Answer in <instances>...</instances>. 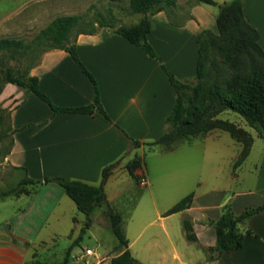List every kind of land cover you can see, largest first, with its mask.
I'll use <instances>...</instances> for the list:
<instances>
[{
    "label": "crops",
    "instance_id": "obj_1",
    "mask_svg": "<svg viewBox=\"0 0 264 264\" xmlns=\"http://www.w3.org/2000/svg\"><path fill=\"white\" fill-rule=\"evenodd\" d=\"M240 1L264 53V0ZM216 14L215 5L194 1L183 19L164 10L149 15L146 40L160 63L108 26L74 36L76 58L95 80L99 102L111 123L94 113H54L34 93L5 84V90L14 89L19 98L9 113L11 144L4 161L14 173L22 172L19 179L58 176L97 185L101 169L111 165L103 184L110 206L119 193L115 186L119 182L128 186L132 178L125 165L134 156L141 159L134 174H143L146 183L141 187L146 189L132 206L126 227L120 218L126 249L141 264H264V209L237 223L241 234L237 249L206 251L216 242L210 222L219 218L224 205L237 215L264 203L262 137L249 132L250 148L235 167L232 165L241 144L219 129L186 141L197 140L199 146L185 153L184 163L155 164L154 169L161 170L159 175L147 170L143 161L145 147L148 153L156 147L167 152L178 145L167 149L149 145L163 134L174 103L175 93L165 70L179 81L194 76L196 38L201 30L216 33ZM29 75L36 77L38 89L55 106L77 107L92 101L90 79L63 49L42 52ZM113 124L140 144L133 146ZM217 131L227 133L237 143L231 152L219 146ZM188 193L192 196L187 208L164 215ZM4 199L15 204L0 217V264H25L37 258L39 247L46 246L54 236L68 239L78 226V210L54 183H26L17 195ZM184 220L190 223L193 240L185 236Z\"/></svg>",
    "mask_w": 264,
    "mask_h": 264
},
{
    "label": "trees",
    "instance_id": "obj_2",
    "mask_svg": "<svg viewBox=\"0 0 264 264\" xmlns=\"http://www.w3.org/2000/svg\"><path fill=\"white\" fill-rule=\"evenodd\" d=\"M194 1L215 5L217 7L215 25L217 37L222 39L221 51L224 60L229 66L236 68L242 62L238 55H246L249 67L248 74L246 77L242 78L241 81L237 82L234 87L230 86L225 92L220 91L217 85L212 83L206 90V102L200 105L188 102V107L185 109L183 105L184 86L182 81L177 80L171 73L165 70L169 84L175 93L174 103L170 113L165 119L166 128L163 134L155 141L150 142L149 145L158 144L166 149L171 148L181 139L189 141V139L196 135L203 134L211 128H216L226 131L230 137L241 144L240 153L232 165V167H235L247 155L251 144V136L248 132L237 127L235 124L226 120L215 119L214 117L224 110L235 112L243 118L248 127L252 128L258 136L264 139V53L256 43L257 34L248 24L242 12L240 0H230L221 3H216L213 0ZM173 2L174 0H128L129 10L132 13L143 14L144 18L133 26L120 25L113 30L122 35L130 43L139 46L149 58L160 63L159 57L155 54L151 45L146 40V35L150 30L148 17L149 15L163 10ZM76 22V15L56 16L39 31L37 36V39H39L37 41L39 42V40H42L41 42L46 45V48H44L42 52L50 49H63L70 54L92 83L93 97L91 103L77 107H60L53 105L48 97L38 89L36 77L29 75L28 70L38 63L39 57L36 62L29 64V66L22 71L17 70L13 72L9 68L4 69L2 82L13 84L23 92L34 93L37 97L44 100L54 113H94L105 122L111 123L99 102L95 80L80 64L74 53V46L73 42L70 40V33ZM99 26L111 27L109 24H99ZM209 33V31L201 30L196 38L198 48L195 74L193 76L195 79H200L202 76L203 57L200 37ZM21 45L19 40L9 38L0 39V49L15 50L21 47ZM161 67L164 68L162 64ZM113 126L118 134L125 139H129L133 146H138L140 144L139 141L129 138L115 124H113ZM140 164L141 159L137 156H134L127 162L125 168L130 176L136 177L134 170L140 167ZM110 167L111 165H107L101 169L97 185H90L74 179H64L58 176L43 177L41 180H33L24 176L18 181V185H20L19 192L26 183L35 184L39 182H50L60 186L65 195L74 203L76 209L84 215V220L77 236V238H79L90 226L91 219L89 215L91 211L100 205L109 207L103 191V184ZM191 196L192 194L188 193L177 200L164 211V215L187 208ZM263 209L264 203L255 207L245 208L242 212L235 215L231 212L228 205H224L221 209L219 218L214 222H210L215 229L216 242L214 246L206 248V251L220 253L237 249L241 242V234L237 231V223ZM105 215L111 233L118 244L122 246V250L109 259V264H141L132 258L126 249L127 242L124 238L120 226V218L117 213L107 210ZM183 228L186 238L193 240L194 235L190 232V223L188 220L183 221ZM69 251L70 247L65 251L62 260L55 264H67L69 260ZM30 264L50 263L33 261Z\"/></svg>",
    "mask_w": 264,
    "mask_h": 264
},
{
    "label": "rangeland",
    "instance_id": "obj_3",
    "mask_svg": "<svg viewBox=\"0 0 264 264\" xmlns=\"http://www.w3.org/2000/svg\"><path fill=\"white\" fill-rule=\"evenodd\" d=\"M192 2L194 0H174L163 10L169 15L183 19L187 17ZM61 15L77 16V22L70 33L71 41L78 32L94 31L100 27L99 24H109L114 29L120 25L133 26L144 18L143 14L132 13L129 10L128 0H0V39L19 40L22 44L15 50L0 49V217L7 215L11 205L15 204L4 198L18 194L20 190L19 176H22V172L14 173L13 169L8 167L4 161L11 139L9 113L19 97H15L14 89L5 90L6 83L2 82L3 71L6 68L13 72L22 71L29 64L36 62L42 50L46 48V45L41 42L42 40L37 41L39 31L54 17ZM200 43L203 57L202 76L200 79L192 77L182 81L185 109L188 107V102L198 105L206 102V90L212 83H215L220 91L225 92L248 74L246 55H238L242 62L236 68L225 62L221 51L222 39L217 37V31L202 35ZM16 91L18 90L16 89ZM214 118L229 121L255 137V131L248 127L243 118L235 112L224 110ZM213 130L217 129L211 128L208 131ZM217 132L220 134L216 139L219 146H223L231 152L237 143L227 133ZM186 141L185 139L179 140L175 143V145L178 144L177 147L167 152H160L156 147L148 153L145 147L143 161L146 169L159 175L161 170L159 168L155 170V164L184 163L185 153L191 152L199 146L197 140H193L191 143H186ZM257 142L255 139V149L258 146ZM115 189L119 190V193L110 201L111 207L105 205L95 207L89 215L90 226L79 238L77 236L84 215L75 211L79 215V223L73 235L68 239L60 235L54 236L46 246L39 247L37 258L33 257L25 264H30L33 261L58 263L62 260L68 247H70V251L67 264H109V259L117 255L122 250V246L118 244L111 233L105 213L107 210L116 212L121 218L122 225L126 227L129 212L146 187L138 185V175H136L129 179L128 186L119 182ZM57 230L60 233V226L57 227ZM84 249H90L91 253L82 256L80 253Z\"/></svg>",
    "mask_w": 264,
    "mask_h": 264
},
{
    "label": "built area",
    "instance_id": "obj_4",
    "mask_svg": "<svg viewBox=\"0 0 264 264\" xmlns=\"http://www.w3.org/2000/svg\"><path fill=\"white\" fill-rule=\"evenodd\" d=\"M145 183H146V180H145L143 174L140 173V174L138 175V185H139V186H144ZM90 253H91V250H90V249H84V251L81 252L80 254H81L82 256H84V255H89Z\"/></svg>",
    "mask_w": 264,
    "mask_h": 264
}]
</instances>
